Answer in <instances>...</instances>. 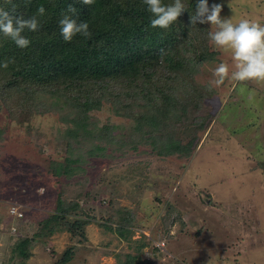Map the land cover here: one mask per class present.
I'll return each mask as SVG.
<instances>
[{
    "label": "rangeland",
    "instance_id": "obj_1",
    "mask_svg": "<svg viewBox=\"0 0 264 264\" xmlns=\"http://www.w3.org/2000/svg\"><path fill=\"white\" fill-rule=\"evenodd\" d=\"M214 3L234 24L249 19L264 25V0H208L209 7ZM212 48L215 61L192 74L171 72L172 86L181 89L184 77L202 88L192 116L195 123L205 121V129L188 156H159L149 144L134 150L108 145L106 156L85 158L84 171L51 183L46 163L66 129L58 112L29 109L14 118L0 99V264H53L70 247L69 264H264V82L226 79L209 90L215 67L233 63L230 51ZM114 92L89 115L98 129L110 128L117 144L133 122L114 113ZM61 190L60 199L81 208L68 219L86 220L83 236L52 222L41 226L54 214ZM119 208L135 218L122 223L126 237L105 228L118 226L112 219ZM26 237L35 241L22 260L12 249Z\"/></svg>",
    "mask_w": 264,
    "mask_h": 264
},
{
    "label": "trees",
    "instance_id": "obj_2",
    "mask_svg": "<svg viewBox=\"0 0 264 264\" xmlns=\"http://www.w3.org/2000/svg\"><path fill=\"white\" fill-rule=\"evenodd\" d=\"M172 2L163 0L164 4ZM183 3L186 10L178 20L161 29L150 26L153 17L143 0H94L91 5L81 0H0V7L25 19L36 15L41 5L46 10L37 17V31L25 29L22 33L31 41L27 48L17 47L0 33V62L14 59L7 69L0 67V99L14 118L21 117V112L27 116L29 109L36 113H45L42 108L58 112L57 119L66 129L57 139L58 149L46 163L45 175L51 183L84 171L85 158L106 156L108 145L120 149L130 144L134 150L137 145L149 144L159 156L191 153L197 133L205 129V121L195 123L192 116L200 108L202 88L186 83L184 77L181 89V84L172 86L175 78L171 72L174 68L192 74L203 64L215 61L218 52L208 37L212 25L190 22L197 0ZM69 4L77 9L73 18L89 24L90 37L77 34L70 42L63 40L59 21ZM128 89L135 93L123 92ZM113 90L114 113L133 122L126 140L121 137L117 144L108 135L110 128L98 129L89 115ZM63 194L61 190L54 214L41 226L45 229L52 222L74 236H83L86 220L78 215L68 219L81 208L74 201L60 199ZM172 212L173 207H169L162 218L164 228ZM114 216L112 222H118V226L105 228L126 237L128 227L122 223L131 225L134 216L125 208H119ZM34 241V237L22 238L12 253L28 259ZM72 252V247L67 248L53 264H69Z\"/></svg>",
    "mask_w": 264,
    "mask_h": 264
},
{
    "label": "clouds",
    "instance_id": "obj_3",
    "mask_svg": "<svg viewBox=\"0 0 264 264\" xmlns=\"http://www.w3.org/2000/svg\"><path fill=\"white\" fill-rule=\"evenodd\" d=\"M81 2L91 5L94 0ZM143 3L153 17L150 19L152 28H169L186 10L183 0H173L170 4H164L163 0H143ZM222 9V4L214 3L209 7L208 0H197L195 15L190 18L191 24L215 26V30L208 33L210 42L214 47L231 53L233 62L231 68L224 62L215 67L214 79L209 83V90L221 86L226 79L264 82V25L249 19H241L234 24L231 18L221 17ZM45 11L41 5L36 15L25 19L23 16H14L10 11L0 7V33L10 38L17 47L27 48L31 41L22 33L25 29L37 31L40 26L37 17L43 16ZM76 13L77 9L69 4L59 21L60 34L65 42H70L77 34L86 38L91 36L89 24L73 18ZM10 63H14V59L6 58L0 62V67L7 69Z\"/></svg>",
    "mask_w": 264,
    "mask_h": 264
},
{
    "label": "built area",
    "instance_id": "obj_4",
    "mask_svg": "<svg viewBox=\"0 0 264 264\" xmlns=\"http://www.w3.org/2000/svg\"><path fill=\"white\" fill-rule=\"evenodd\" d=\"M11 214H16L18 217L22 216V214H17V212H14V211Z\"/></svg>",
    "mask_w": 264,
    "mask_h": 264
}]
</instances>
